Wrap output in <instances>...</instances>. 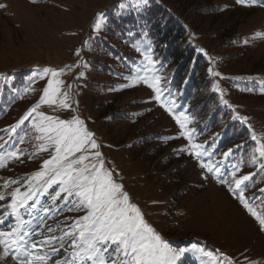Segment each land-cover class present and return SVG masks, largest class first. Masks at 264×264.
I'll return each instance as SVG.
<instances>
[{
    "label": "rangeland",
    "instance_id": "rangeland-1",
    "mask_svg": "<svg viewBox=\"0 0 264 264\" xmlns=\"http://www.w3.org/2000/svg\"><path fill=\"white\" fill-rule=\"evenodd\" d=\"M115 1L0 0V5H4L0 8V74L5 75L15 71L33 73L36 69L46 67L62 69L72 66L60 77L64 81L63 89L71 94L72 108L53 111L47 106H42L41 111L62 119L79 115L86 122L89 130L95 133L98 143L102 145L101 151L107 166L115 169L114 175L117 181L124 185L131 201L140 207L148 223L164 240L171 246V243H178L177 241L186 243L183 247L178 245V247L174 246L175 248L190 249L193 245H197L214 255H218L217 250H219L231 257L233 264L264 259V231L260 230L258 222L246 212L225 185L218 183L211 175L205 178V170L199 167V162L195 158L189 160L178 154L188 144L180 135L179 126L155 100L152 89L142 82L132 86L136 87L135 89H130L131 86L123 87L131 85V82L125 79L124 84H121V92H117L114 87H111L113 92L110 91L107 95L98 92L103 89V83L108 77L91 73L86 68V63L88 64L90 58L91 38L100 32L93 30L97 14H104ZM165 1L175 9L178 6L172 0ZM224 2L225 0H207L204 4L218 5ZM228 3L226 9H222V20L218 21L223 23L221 26L217 23L214 27L211 26L213 19L204 18L200 8L191 12L190 7L182 10L194 24L200 39L214 53L215 59L223 60L221 70L217 69L219 75L214 79L213 89L226 97L227 104L235 108L238 117H248L247 123H244L247 127L251 126V130L257 136H264V94L259 92L258 87L259 81H264V38L252 39L256 33H264V7L256 6L257 4L244 6ZM224 27L232 30L237 38L234 48L221 44L218 31H225ZM241 37L247 40L246 45L242 46L239 43L238 39ZM78 50L79 55L76 54ZM139 55L137 62L140 64L143 57L140 53ZM245 73L248 75H244ZM30 78L25 79V86L29 85ZM46 81L47 78L44 80L36 78L32 81L34 91H30L28 98L21 101L10 113L9 123L29 105L30 101L42 94ZM69 85H71L70 89ZM253 86L256 87L252 92L244 90ZM145 98L151 100L148 104H152L151 109L156 107L155 111L146 116L143 112L148 105L142 104ZM112 111L129 112L130 115L136 116L138 121L133 124L123 119L114 121L115 117H111ZM4 125L0 124V132ZM33 135V130L30 128L28 133L30 144H25V150L29 154L33 153V145L36 143L32 139ZM140 136L147 139L150 137L147 147H143L142 143L141 146L137 145V138ZM218 138L217 133L208 137L211 144H214ZM169 140H174L173 144L162 145L161 142L168 143ZM219 142L221 138L216 144ZM198 144L208 147L206 142ZM113 145L117 147L113 148ZM237 146L238 144L229 148L233 149V153L227 161L223 155L216 157L218 152L216 147V149L212 148L214 151H210L214 153L212 156L214 162H225L221 167V173L229 180L232 177L225 173L224 168H230L232 160L235 159ZM159 149L160 152L157 153ZM151 155L157 158L151 160ZM45 158H48V153H40L32 161L24 160L21 167L25 169L22 170L35 167L39 170ZM242 162V159L234 162L241 165L238 176L261 172L255 166H248L250 172L247 173L242 169ZM14 169L15 171L0 169V185L6 180H13L15 172L22 171ZM22 179V177L15 178V180ZM257 184V192H262L264 179H257ZM0 190L7 193L12 189L0 188ZM54 190L55 186L48 191ZM252 190L249 191L256 192ZM39 201L40 204L37 205L39 211L29 209L33 212L31 219L25 214V219L32 221L33 226L39 223L40 217L44 216L43 211L40 210L41 205L53 207V212L48 218V224L52 226L65 221L63 216L69 218L67 223L70 224L72 218L84 214L65 209L64 213L68 212L62 214L60 216L62 220L56 222L58 218L56 219L55 216L59 213L56 209L62 206L63 202L58 201L57 205L53 206L48 195L40 196ZM7 202L6 200L0 204ZM262 205L264 204H260V207ZM184 259L188 260L189 264H204L207 257L189 253L181 262ZM8 264L14 262L9 259Z\"/></svg>",
    "mask_w": 264,
    "mask_h": 264
},
{
    "label": "snow or ice",
    "instance_id": "snow-or-ice-1",
    "mask_svg": "<svg viewBox=\"0 0 264 264\" xmlns=\"http://www.w3.org/2000/svg\"><path fill=\"white\" fill-rule=\"evenodd\" d=\"M35 2V0H33ZM238 4L252 6L264 0H236ZM150 4V0H125L121 4V12L135 11L141 13ZM4 5H0V8ZM106 26L103 14H97L94 31H101ZM133 33L129 32V36ZM146 35V34H145ZM264 38V33H256L252 39ZM87 43V42H86ZM247 43V41H245ZM132 46L141 54L143 61L132 69V74L124 77L134 86L144 83L152 89L154 98L160 106L172 117L179 126L180 135L188 141L181 151H188L205 170V178L211 175L216 181L227 187V190L239 200L240 204L258 222L260 230L264 231V209L257 210L258 205L250 204L244 195L248 187L246 181H251L252 175L238 176L241 165L231 164L230 169L224 168L232 179L221 173L224 161L214 162V153L208 152L204 145L195 142L192 130L188 129L190 118L185 111H174L176 108L173 91L165 84L160 75L165 67L154 59L153 46L150 41L139 42ZM79 55V50L76 53ZM159 64V67L157 65ZM78 66V65H77ZM42 68L33 72L29 85L23 93L34 91L31 87L36 78H47L46 86L36 104L10 129L4 130L9 139L0 143V169L9 162L20 160L21 150L15 146L6 149L17 129L28 122L33 130L32 139L34 151L29 159H35L40 153H48V158L42 160L40 169L22 180H6L2 189L11 188L10 192L0 190V264H8L9 259L14 264H181V260L189 253L207 257L204 264H233L232 258L219 252L214 255L205 248L193 245L192 248L172 247L148 223L140 207L131 201L124 185L116 179L115 169H110L101 151L102 145L90 131L86 122L73 115L70 119H62L41 111L47 106L53 111L72 108V97L69 91L63 89L64 81L60 77L71 69ZM211 72L212 69H209ZM214 75L219 73L213 72ZM69 89L71 85L68 86ZM256 86L244 90L252 92ZM259 92L264 94V81H259ZM22 95V93H21ZM223 103L227 104L224 100ZM231 107V106H230ZM247 123L248 117H234ZM251 139L255 147L249 160V166H255L264 171V136H257L251 130ZM27 136V133H25ZM2 139V138H0ZM171 139V137L169 138ZM21 136L19 143H24ZM241 147L240 145L237 148ZM233 149L222 153L225 161L230 158ZM207 157V159H205ZM17 185L16 187H12ZM55 190L49 192V189ZM23 189V190H22ZM264 192V189L261 190ZM48 195L51 205L62 201V206L56 210L83 212V215L72 218L70 224L65 221L64 227L48 225L46 219L53 212L51 206H40L44 216L39 218L35 226L25 219V214L31 216L40 204L39 197ZM264 204V201H261ZM11 221V222H9ZM70 249V251H69ZM245 264H264L261 260H246Z\"/></svg>",
    "mask_w": 264,
    "mask_h": 264
},
{
    "label": "trees",
    "instance_id": "trees-1",
    "mask_svg": "<svg viewBox=\"0 0 264 264\" xmlns=\"http://www.w3.org/2000/svg\"><path fill=\"white\" fill-rule=\"evenodd\" d=\"M172 1L179 7L176 6L175 9L173 6L167 4L165 0H150V4L145 10L141 13H136L135 11L121 12L120 6L125 0H116L103 14L106 19V26L91 38L90 58L88 64L86 63V68L91 73L108 77V80L103 83V89L98 92L107 95L110 91L112 93L115 88L117 92H121V84L123 85L125 81L124 77H128L132 73V69L139 64L137 60L140 55L132 44L139 42L143 45L150 41L153 46L154 59H157L159 64L165 65L160 73L165 78L161 80V84H166L173 91L175 104L185 110L186 115L189 116L190 123L188 126L189 130L193 131L195 142L203 144L206 142L209 152L217 148L218 155L216 154V157L222 156V153L232 148V145H240L241 147L237 148L234 156L237 161L246 157V165L243 169L249 173L248 161L255 146V142L251 139L250 128L241 122V120L234 118V110L228 104L223 103L220 92L213 89L215 77L212 75V72L213 70L217 71V69L221 70L223 60H219V58L215 59L214 53L200 39L201 37L193 26L194 24L189 21L187 15L183 13L185 11L182 10L183 8L190 7L191 12L200 8L199 10L202 11L201 14H204V18L211 17L213 19L211 26L214 27L216 23L221 26L223 23H218V21L222 20V9H226L227 4L229 5L228 2L236 5V0H225L224 3L218 5H205L204 3L207 0ZM190 2H192L191 5ZM229 8H232V6H229ZM129 32L133 33V35L129 36ZM218 32H220L221 44H226V46L231 48L235 47L234 44L237 38L234 36L232 30L226 28L225 31L221 32L219 30ZM238 41L243 46L246 45L245 41L247 40L241 37ZM196 44H200L201 47ZM211 57L214 59L212 60ZM159 64L157 67H159ZM209 69H212V71L210 72ZM244 75H248V73ZM31 76L33 77L31 71L8 72L5 76L0 74V124H5L2 128V133L0 132V138H2L0 139V143L9 139L8 133L4 130L16 125L32 106L38 102L41 96L39 94V97H36L37 99L35 98L30 101L29 105L9 123L10 113L16 109V106L21 101L28 98L29 92L23 93L22 90L26 87L25 79ZM86 77H88L87 73ZM32 85L31 87L33 88ZM111 87L114 88L111 89ZM129 88L135 89L136 87L131 86ZM150 101L145 98L142 100V104L148 105L151 103ZM151 107H153L152 104L147 106L143 112L144 116L155 111L156 107L152 109ZM111 115V117H115L114 121L123 119L132 124L138 121V118L136 119V116L130 115L129 112L120 111L115 113L112 111ZM29 130L30 127L26 121L24 126L17 129L18 135L13 134L10 143L5 145L6 149L15 146L21 152L19 161L9 162L2 170L13 169L15 171L14 168H16L19 171L25 169L21 167L24 160H33L29 159L30 154L25 150V144H30L28 140ZM25 133H27V136H25ZM215 133H217V137L221 138V142L216 144L219 140L218 138L214 144H211L208 137ZM21 136L25 137V142L22 144L19 143ZM137 139L138 146H141L142 143L143 147H147L150 137L147 139V137L140 136ZM173 142L169 140L168 143H161L164 146H168L173 144ZM115 147L117 145H113V148ZM158 152H160V149L157 150ZM178 154L190 160V157L188 158L186 155V151L178 152ZM150 158L153 160L157 157L151 155ZM37 168L15 172L13 180L17 177H28L32 172L37 171ZM259 178L264 179V173H256L251 178V181H246L248 187L244 195L250 202L258 205V210H261L264 209V205L260 207L261 201H264V193L257 192V179ZM250 189L256 192L252 193L249 191ZM36 211H39V209ZM67 212L65 211V213ZM65 213L64 211L63 213L59 212L55 216L56 219L58 218L56 222L62 220L60 216ZM32 216L27 215L28 219H31ZM63 217L65 219L68 218L67 216ZM48 221L47 218V225L45 224V227L50 225ZM65 221L54 226L62 227ZM177 242L175 243L177 246L185 244L184 242Z\"/></svg>",
    "mask_w": 264,
    "mask_h": 264
}]
</instances>
